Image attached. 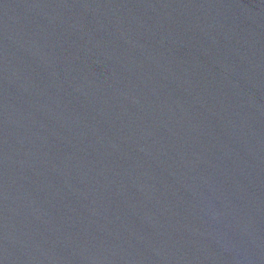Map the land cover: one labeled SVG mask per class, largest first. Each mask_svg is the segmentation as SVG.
<instances>
[{"label": "water", "instance_id": "95a60500", "mask_svg": "<svg viewBox=\"0 0 264 264\" xmlns=\"http://www.w3.org/2000/svg\"><path fill=\"white\" fill-rule=\"evenodd\" d=\"M0 264H264V0H0Z\"/></svg>", "mask_w": 264, "mask_h": 264}]
</instances>
